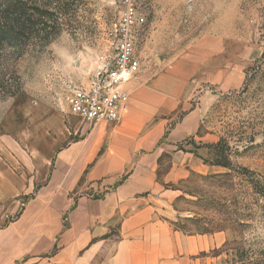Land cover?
Instances as JSON below:
<instances>
[{"label": "rangeland", "instance_id": "374dc122", "mask_svg": "<svg viewBox=\"0 0 264 264\" xmlns=\"http://www.w3.org/2000/svg\"><path fill=\"white\" fill-rule=\"evenodd\" d=\"M32 2L37 22H59L61 31L21 55L2 52L0 174L8 177L43 175L60 129L93 127L68 113L64 94L112 57L107 32L124 10L123 0ZM134 2L146 33L136 41L141 69L125 84L128 95L134 80L175 68L214 101L197 136L156 144L157 184L136 195L86 264H236L235 246L263 252L264 198L250 184L264 183V0ZM220 162L246 167L252 183ZM39 228L31 235L41 237Z\"/></svg>", "mask_w": 264, "mask_h": 264}, {"label": "crops", "instance_id": "0c3cea01", "mask_svg": "<svg viewBox=\"0 0 264 264\" xmlns=\"http://www.w3.org/2000/svg\"><path fill=\"white\" fill-rule=\"evenodd\" d=\"M169 69L129 83L117 121L60 129L43 175L0 174V264H86L136 195L157 184L156 144L197 136L214 101L207 91L196 95L200 85L188 74ZM38 226L41 237L32 236Z\"/></svg>", "mask_w": 264, "mask_h": 264}, {"label": "built area", "instance_id": "2783aa9c", "mask_svg": "<svg viewBox=\"0 0 264 264\" xmlns=\"http://www.w3.org/2000/svg\"><path fill=\"white\" fill-rule=\"evenodd\" d=\"M123 3L122 14L107 32L114 45L112 57L105 60L89 84L72 87L64 94L68 113L91 126L119 119L129 99L124 86L141 69L136 41L145 32L146 16L134 0Z\"/></svg>", "mask_w": 264, "mask_h": 264}, {"label": "trees", "instance_id": "16d2710c", "mask_svg": "<svg viewBox=\"0 0 264 264\" xmlns=\"http://www.w3.org/2000/svg\"><path fill=\"white\" fill-rule=\"evenodd\" d=\"M58 10L61 11L62 8L59 7ZM67 11L65 10L60 14H66ZM36 17V8L33 6L32 0H0V62L4 50L10 49L21 55L30 43L36 42L33 47L37 43H49L61 31L59 22L47 25L42 20L37 22ZM2 78L3 75L0 76V84ZM220 163L229 168V173L243 177L248 182L252 181H249V171L246 167H238L236 170L227 163ZM250 185L255 189V192L264 198V183L259 184V186ZM233 250L235 251L236 259L234 260L236 264H264V250L258 253L246 244L235 246Z\"/></svg>", "mask_w": 264, "mask_h": 264}]
</instances>
